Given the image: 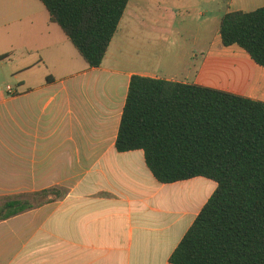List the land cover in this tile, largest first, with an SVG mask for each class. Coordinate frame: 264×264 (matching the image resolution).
I'll return each mask as SVG.
<instances>
[{
    "label": "crops",
    "instance_id": "1",
    "mask_svg": "<svg viewBox=\"0 0 264 264\" xmlns=\"http://www.w3.org/2000/svg\"><path fill=\"white\" fill-rule=\"evenodd\" d=\"M217 1L226 6H161L162 48L180 50L173 67L141 29L159 22L151 12L160 6L129 5L102 65L91 67L41 0H0V64L13 63L18 78L16 95L0 90L1 113L17 115L19 128L18 147L2 153L20 164L17 183L0 175V196L64 191L0 221V264H172L217 183H161L144 150L120 152L116 140L134 74L264 102V66L220 32L226 13L264 0Z\"/></svg>",
    "mask_w": 264,
    "mask_h": 264
},
{
    "label": "trees",
    "instance_id": "2",
    "mask_svg": "<svg viewBox=\"0 0 264 264\" xmlns=\"http://www.w3.org/2000/svg\"><path fill=\"white\" fill-rule=\"evenodd\" d=\"M91 67H100L130 0H41ZM225 46L264 66V7L226 13ZM116 148L142 149L161 183L206 177L217 188L170 257L172 264H264V102L215 88L134 74ZM59 188L0 196V221Z\"/></svg>",
    "mask_w": 264,
    "mask_h": 264
},
{
    "label": "rangeland",
    "instance_id": "3",
    "mask_svg": "<svg viewBox=\"0 0 264 264\" xmlns=\"http://www.w3.org/2000/svg\"><path fill=\"white\" fill-rule=\"evenodd\" d=\"M129 6H160V10L151 12L152 18L159 20L152 28H141L143 31H147L154 38L153 44L161 49L162 44L159 41L161 36L162 26V8L161 6H226L225 1L217 0H131ZM152 29V30H151ZM149 30V31H148ZM144 44H147L144 41ZM181 47V44H178ZM178 47V48H179ZM165 53L169 52L167 48L163 49ZM169 58L166 60L168 67H173L174 62L177 61V56L180 54V50L173 49L169 52ZM13 63L2 62L0 64V90H6L8 86L13 88L18 86L17 74H15ZM9 95V94H8ZM14 96V95H13ZM3 107L0 104V175L4 179H8L12 184L17 183L19 173V158L17 155H10L2 153L8 146L18 147L19 142V128L18 117L2 114ZM13 190V189H12ZM46 198V197H45ZM42 198L41 200H44Z\"/></svg>",
    "mask_w": 264,
    "mask_h": 264
},
{
    "label": "built area",
    "instance_id": "4",
    "mask_svg": "<svg viewBox=\"0 0 264 264\" xmlns=\"http://www.w3.org/2000/svg\"><path fill=\"white\" fill-rule=\"evenodd\" d=\"M7 90H8L9 95L11 96L17 94V92L11 86H8Z\"/></svg>",
    "mask_w": 264,
    "mask_h": 264
}]
</instances>
